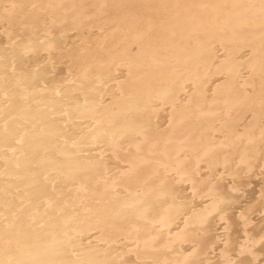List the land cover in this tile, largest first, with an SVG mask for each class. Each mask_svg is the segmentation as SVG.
<instances>
[{"label":"bare ground","instance_id":"1","mask_svg":"<svg viewBox=\"0 0 264 264\" xmlns=\"http://www.w3.org/2000/svg\"><path fill=\"white\" fill-rule=\"evenodd\" d=\"M0 264H264V0H0Z\"/></svg>","mask_w":264,"mask_h":264}]
</instances>
